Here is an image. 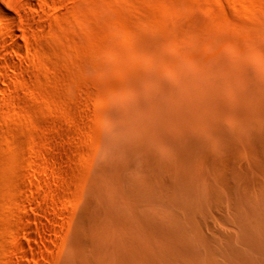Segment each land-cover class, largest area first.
Listing matches in <instances>:
<instances>
[{
	"label": "bare ground",
	"instance_id": "obj_1",
	"mask_svg": "<svg viewBox=\"0 0 264 264\" xmlns=\"http://www.w3.org/2000/svg\"><path fill=\"white\" fill-rule=\"evenodd\" d=\"M260 22L92 55L74 127L92 144L74 145L60 195L73 207L26 214L20 264H264Z\"/></svg>",
	"mask_w": 264,
	"mask_h": 264
},
{
	"label": "rangeland",
	"instance_id": "obj_2",
	"mask_svg": "<svg viewBox=\"0 0 264 264\" xmlns=\"http://www.w3.org/2000/svg\"><path fill=\"white\" fill-rule=\"evenodd\" d=\"M263 19L264 0H0V264L27 261L19 248L26 214L39 207L54 216L73 207L60 195L69 193V173L81 166L72 159L77 143H91L74 127L92 55L133 46L145 33L173 38L177 32L173 42H179L190 29L185 24L232 33L256 30Z\"/></svg>",
	"mask_w": 264,
	"mask_h": 264
}]
</instances>
